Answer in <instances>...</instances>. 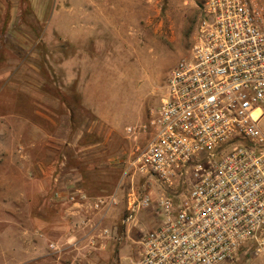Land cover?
Masks as SVG:
<instances>
[{
    "label": "rangeland",
    "instance_id": "obj_1",
    "mask_svg": "<svg viewBox=\"0 0 264 264\" xmlns=\"http://www.w3.org/2000/svg\"><path fill=\"white\" fill-rule=\"evenodd\" d=\"M256 2L264 8V0ZM204 3L0 0V73L8 74L21 61L22 77L42 84L49 96L41 104L47 115L43 119L45 144L55 135L56 147L46 156L53 179L47 182L43 196L30 198L28 212L17 214L20 222L30 224L27 233L40 254L50 252L49 244L55 243L63 249L57 253V264L74 260L79 264H136L144 234L161 220L150 205L128 227L122 225L131 177L124 180L119 204L105 222L110 237L94 248L81 241L68 245L62 228L52 230L55 238L49 234L51 229L39 238L37 233L42 230L31 220L45 218L55 227L67 225L58 202L61 196L81 189L97 197L118 187L125 161L143 141L127 128L145 123L150 109L159 104L172 68L195 43ZM134 180L138 189L145 184L138 176ZM26 231L18 225L4 242L0 240V254L8 251L18 257L8 264H21ZM74 235L80 240L82 233ZM0 264L7 263L0 259ZM229 264L264 261L239 256Z\"/></svg>",
    "mask_w": 264,
    "mask_h": 264
},
{
    "label": "built area",
    "instance_id": "obj_2",
    "mask_svg": "<svg viewBox=\"0 0 264 264\" xmlns=\"http://www.w3.org/2000/svg\"><path fill=\"white\" fill-rule=\"evenodd\" d=\"M196 28L159 104L145 123L127 128L143 141L118 187L97 197L74 189L59 199L73 235L68 245L94 248L110 237L105 222L131 177L122 225L150 205L161 220L144 234L136 264L264 261V8L256 0H205ZM135 176L145 180L140 189ZM49 249L63 251L55 243Z\"/></svg>",
    "mask_w": 264,
    "mask_h": 264
},
{
    "label": "crops",
    "instance_id": "obj_3",
    "mask_svg": "<svg viewBox=\"0 0 264 264\" xmlns=\"http://www.w3.org/2000/svg\"><path fill=\"white\" fill-rule=\"evenodd\" d=\"M21 63L18 61L16 65L13 64L6 72L8 74H4L5 71L0 73V240L4 242L11 231L20 225L27 230L23 241L26 247L19 256L21 264L32 261L36 264H57L60 255L50 249V252L40 254V249L34 248V239L28 236L30 224L20 222L21 219L17 217L19 211L28 212L30 198H39L45 194L47 182L53 179L47 169L49 161L46 156L56 147L53 142L54 134L50 144L44 142L46 131L43 119L47 115L41 101L49 96L44 93L42 84L22 77ZM55 115L52 111V116ZM52 121L54 123V119ZM33 221L43 232L37 233L39 238H44L50 229L62 228L67 240H73L68 225L60 224L55 227L53 222L45 218L32 219L31 222ZM49 234L55 238L53 231ZM2 244L1 242L0 245ZM34 253H37L36 256ZM17 258L13 252L0 254V259L7 264Z\"/></svg>",
    "mask_w": 264,
    "mask_h": 264
}]
</instances>
